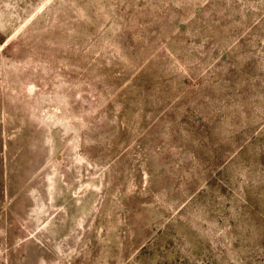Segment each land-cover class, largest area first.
Returning <instances> with one entry per match:
<instances>
[{
    "label": "rangeland",
    "instance_id": "374dc122",
    "mask_svg": "<svg viewBox=\"0 0 264 264\" xmlns=\"http://www.w3.org/2000/svg\"><path fill=\"white\" fill-rule=\"evenodd\" d=\"M0 264H264V0H0Z\"/></svg>",
    "mask_w": 264,
    "mask_h": 264
}]
</instances>
